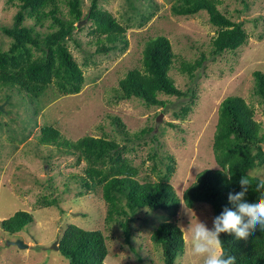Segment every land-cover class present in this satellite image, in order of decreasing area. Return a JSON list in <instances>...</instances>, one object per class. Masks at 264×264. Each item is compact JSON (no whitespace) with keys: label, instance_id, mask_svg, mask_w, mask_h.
Wrapping results in <instances>:
<instances>
[{"label":"rangeland","instance_id":"1","mask_svg":"<svg viewBox=\"0 0 264 264\" xmlns=\"http://www.w3.org/2000/svg\"><path fill=\"white\" fill-rule=\"evenodd\" d=\"M134 6L131 7L130 2ZM100 0L101 8L109 11L123 26L128 46L108 54H95L96 35L90 33V24L83 20L69 47L82 67L86 81L77 95H64L51 85L39 99L28 98L14 90L10 102L7 90L2 91L0 107V264H69L60 250L55 249L69 227L77 225L85 230H100L107 237L109 255L106 264H163L162 252L151 241L160 223L168 219V212L138 214L132 222V251L125 243L122 229L105 222L107 205L102 190L89 191L82 187L86 163L72 155L60 154L53 147L37 144V136L44 126L58 129L64 138L77 141L85 136L106 137L127 145L125 157L140 169L141 183L156 182L167 174V166L174 164L170 183L182 199L184 191L197 175L206 169H218L213 153V141L219 117L220 104L227 97L243 98L255 111V120L264 128V104L254 93L256 71L264 73V0H219L218 8L236 22H243L249 34L248 43L236 52H226L213 59L211 42L216 29L203 12L193 17H179L171 12L177 0ZM92 0H84L87 11ZM152 4V6H151ZM62 10L67 13V7ZM16 8L0 0V26H12ZM148 18V19H147ZM28 20L27 24L32 25ZM79 25V24H78ZM46 32L47 28H37ZM158 36L167 37L175 55L170 71L176 86L187 91L196 87V100L186 119L174 116L187 99L160 95L172 103L169 113L162 107H147L138 100L118 101L114 94L119 82L134 69H142L146 42ZM11 40L0 31V49L8 50ZM206 55L196 78L182 73L185 62L193 63ZM10 92V91H9ZM38 113V114H37ZM161 117L160 121H158ZM119 118L130 137L142 129L152 128L138 140L124 142L123 129L113 123ZM167 123H175L172 128ZM122 129V131L120 130ZM155 137V138H154ZM133 149V150H132ZM53 154L49 162L48 155ZM155 155V158H154ZM156 167V169H154ZM264 179V168L252 172ZM43 196L58 200V206L43 207ZM19 211L34 216V222L16 235L2 227V222ZM214 210L208 204L188 208L181 203L177 224L184 229L185 253L176 264H202V258L191 253L189 224L198 221L212 227ZM174 221V219H173ZM21 240L26 249L11 245Z\"/></svg>","mask_w":264,"mask_h":264},{"label":"trees","instance_id":"2","mask_svg":"<svg viewBox=\"0 0 264 264\" xmlns=\"http://www.w3.org/2000/svg\"><path fill=\"white\" fill-rule=\"evenodd\" d=\"M130 4L136 9L132 1ZM218 4L219 0H177L171 7L172 14L179 17L208 14L209 22L216 29L211 42L213 59L226 52H236L249 40L244 23L224 14ZM6 5L17 9L12 26H0V31L11 40L8 50L0 49V96L7 90L4 91L7 92L6 101L10 102L9 94L14 90L28 98L39 99L51 85L64 95H77L82 91L86 78L69 44L74 42L81 47L75 35L85 29L78 28L83 20L90 24V33L96 35L95 54H108L119 48V42L124 44L123 50L128 46L126 33L131 27L129 24L123 26L109 11L102 9L100 0H92L87 11L84 10V0H6ZM63 6L67 7V13L62 10ZM28 20L33 22L32 25L27 24ZM37 28H47V31L41 32ZM206 57L202 54L201 59L193 63H183L181 72L194 80ZM174 58L167 37L149 39L143 51L142 69L131 70L120 80L115 98L118 101L135 98L149 108L162 107L168 113L172 103L160 99V95L185 98L184 105L173 113L176 118L186 119L195 104L196 87L182 91L176 86L170 76ZM254 77V93L264 104V73L256 71ZM3 114L2 107L0 115ZM254 117L253 107L243 98L231 96L222 101L213 141L218 169L200 172L195 182L184 191L182 199L170 183L174 164L167 166V174L159 181L141 183L138 179L140 169L124 155L131 149L115 139L85 136L73 142L64 138L55 127L44 126L36 140L40 147H53L60 154L72 155L78 162L86 163L85 175L80 178L82 187L89 191L102 190L107 205L105 222L122 229L125 243L132 251L135 252L131 243L132 222L138 219V214L143 211L168 212V219L158 225L151 241L161 250L163 264H176L177 258L185 253L186 244L184 232L176 223L182 201L188 208L208 204L214 210V217L225 207L235 210L228 195L241 191L239 180L242 175H247L251 183L245 199L249 202L258 199L255 187L261 178L252 172L264 168V128ZM113 123L122 127L126 143L154 130L145 128L130 137L121 119L113 118ZM167 125L178 128L175 123ZM48 157L50 163L53 154ZM39 203L46 208L58 206V200H50L48 196L40 198ZM33 222L31 213L19 211L4 220L2 227L16 235ZM221 240L225 253L234 255L237 264H264V231L259 228L247 240H237L228 234H222ZM58 247L69 264H106L109 255L107 237L102 231L85 230L77 225H69Z\"/></svg>","mask_w":264,"mask_h":264},{"label":"clouds","instance_id":"3","mask_svg":"<svg viewBox=\"0 0 264 264\" xmlns=\"http://www.w3.org/2000/svg\"><path fill=\"white\" fill-rule=\"evenodd\" d=\"M239 185L241 191L228 195V201L235 206V210L225 207L213 218L211 228L198 221L185 229L190 234L191 253L202 258V264H237L234 255L225 253L222 234L234 235L237 240H247L257 228L264 231V179L256 184L255 191L259 196L254 202L245 199L251 186L247 175L241 176Z\"/></svg>","mask_w":264,"mask_h":264},{"label":"water","instance_id":"4","mask_svg":"<svg viewBox=\"0 0 264 264\" xmlns=\"http://www.w3.org/2000/svg\"><path fill=\"white\" fill-rule=\"evenodd\" d=\"M83 24V21L78 25V28H80ZM0 110H2V107H0ZM161 117H159L158 121H160ZM11 245L18 246L20 249H26L28 248V245H25L21 240H17L10 243ZM55 249L59 250L58 244L55 243Z\"/></svg>","mask_w":264,"mask_h":264}]
</instances>
